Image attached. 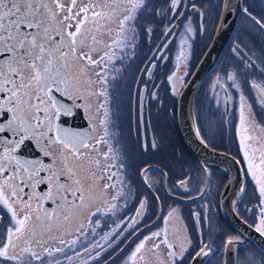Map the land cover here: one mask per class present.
I'll list each match as a JSON object with an SVG mask.
<instances>
[{"label":"flooded vegetation","instance_id":"obj_1","mask_svg":"<svg viewBox=\"0 0 264 264\" xmlns=\"http://www.w3.org/2000/svg\"><path fill=\"white\" fill-rule=\"evenodd\" d=\"M190 1L184 0L185 15L174 22L178 25L175 37H165L169 19L172 16L170 12L165 15H147L141 22L152 31L146 34L143 29H138L133 42L134 47L130 49L113 45L114 34L109 36L104 32L97 31L96 42L93 43L90 39L89 45L84 47L83 51L91 55L94 60H99L102 56L104 59L97 65H91L87 60H82L81 67L84 69V73L78 72L80 80L90 83L77 85L80 89V96L75 99L70 100L67 96H62L61 93H54L65 104H71V114L61 115L55 124L77 134V139H82L88 145V149H81L88 154L89 160L92 161L91 166L87 169V174L89 176L95 174L98 178L106 177L109 172H116L117 167L123 163L124 167L120 176L114 177V179H122L125 183L121 185L117 182L116 187L104 189L103 185L109 183L106 178L90 182L89 187L93 191L88 194V202L74 226L64 225L62 217L57 220L53 216L52 219L55 223L50 233L51 238L45 236L39 239L43 240L45 247L52 249L63 247V251L60 253L53 251L51 257L45 254L44 264H57V262L58 264H97V262L98 264H127V257L136 245L145 237L156 232H160L162 237L166 233L168 242L174 247L169 250L165 245H161L154 252L152 264H173L174 259L175 264H191L195 253L203 244H210L212 252L207 256L197 258L198 264H223L227 238L240 237L223 219L219 207L221 192L229 179V169L215 163L201 165L186 148L179 146L172 133L173 127L169 121L170 109L164 107L168 100L162 97L165 95L163 93L165 90L169 95L174 94L171 89L172 84L168 81L153 83L156 67L154 64L149 65L146 61L142 68L150 67V74L141 72L142 68L138 70L132 68L131 72H127L129 68H120L115 72L117 68L111 66L121 55L127 56L132 53V57L136 58L134 55L137 54L140 43L155 42L157 44L150 55L157 58L162 55L166 56L164 67L168 65L172 39L178 42L186 37V22L184 21L186 18L192 17L188 13H197L198 11L194 4H189ZM154 4L157 9H164L166 0H154ZM194 37L197 38L196 35ZM110 45L111 48H109ZM164 45L167 47L164 48ZM158 48L161 51H157ZM106 52L107 56L104 55ZM105 65H107L106 68ZM101 69H104L103 75L108 77L107 85L100 82V77L97 75ZM164 69L163 78L169 80L170 67L167 66L165 72ZM135 73H137L136 79L138 78V80L142 75L144 76L143 82H131ZM113 76L116 79H113ZM125 79L126 82H124ZM145 82H148L149 85L147 89L144 87ZM60 87L63 90L64 85H60ZM104 87L108 89L107 129L110 138L104 136L106 125L101 124L105 110L97 111L105 97L88 95V93H96ZM223 91L225 94L223 101L213 100L215 104L224 102V109L214 110L218 112L217 117L222 115L224 119L222 131L219 132L218 137H211L208 133L211 129L209 120H213V117H209L207 112L213 111V109H207L206 105L202 104L203 106L199 109L200 117H203L199 123L200 129L203 131L201 137L209 147L227 153L238 161L242 170L240 186L245 190L241 192L240 187L238 196L233 192L231 205L241 219L256 228V225L252 223V218L256 217L253 208V203L256 200L253 197L255 186L249 188L245 186L247 172L240 152L236 153L233 148H230L228 117L233 108L228 94L225 92L226 89L223 88ZM153 93L155 98H153ZM138 96L143 97L142 110ZM89 105H91V110H89ZM195 116H197L196 113ZM38 131L47 132L46 129H38ZM48 134L53 137L57 135L56 132ZM94 137H104V139L97 143ZM153 143L156 145L155 148L151 147ZM144 144L148 145L146 149L142 147ZM93 148L94 151H92ZM58 149V144L48 140L37 142L34 139H27L25 144L17 149V154L28 159H38L45 164L52 163L56 168H59L61 161ZM45 153H53V155L49 157ZM105 153L108 155L105 156ZM187 153L192 160L187 156ZM96 161L99 163L97 164ZM102 169H106V171H102ZM180 181H185L183 187L179 186ZM46 187H51V185L38 186L37 193L45 191ZM120 190H122L123 198L114 200L113 196H116ZM69 199H71L70 196ZM141 201L146 204L142 215L137 213ZM110 205H116V207L113 211H106ZM42 206L47 210L57 208V204L50 200L42 201ZM97 209L101 211L98 213ZM132 218L137 221V224L133 225L137 231L130 235L132 228H129L128 225ZM7 219V216L3 217L5 224H7ZM92 220H95L94 224L91 223ZM77 229H81L84 234L80 235ZM122 230L124 231L119 239L109 248L108 243L112 237ZM77 236H79V240L76 244L68 243L76 239ZM60 239H63L67 246L60 245ZM241 239L240 237L239 244L233 246L236 264L240 258L246 260L245 254L250 256L251 248L255 252L258 251L259 260L263 258L259 250ZM121 241L124 242L121 243ZM97 243L103 250L96 260H91L88 258L90 253L85 252L84 249L91 248L93 244ZM152 243V240L147 242L149 246ZM34 251L40 253L42 249L36 245ZM77 251L80 252L79 257L75 256ZM169 251H176L177 256L175 258L168 256ZM181 252L184 253L183 257L180 256ZM33 264H38V262H33Z\"/></svg>","mask_w":264,"mask_h":264},{"label":"snow or ice","instance_id":"obj_2","mask_svg":"<svg viewBox=\"0 0 264 264\" xmlns=\"http://www.w3.org/2000/svg\"><path fill=\"white\" fill-rule=\"evenodd\" d=\"M184 6V0H166L164 9H157L154 0H0V264H44L45 254L51 257L53 251H63V247H45L43 240L39 239L45 236L51 238L50 233L55 223L53 216L57 220L62 217L64 225L74 226L88 202V194L93 191L89 187L90 182L106 178L109 183L103 185L104 189L116 187L117 182L121 185L125 183L122 179H114L120 176L123 163L117 167L116 172H109L106 177L98 178L95 174L89 176L87 169L92 161L85 151H81L88 149V145L82 139H77V134L55 124L61 115L71 114V104H65L54 93H61L70 100L78 98L80 89L77 85L90 83L80 80L78 72L84 73L81 61L87 60L89 64L97 65L104 59L103 56L99 60L92 59L83 48L89 45L90 39L95 43L96 32L101 31L109 36L115 35L113 45L130 49L134 47L138 29H143L146 34L152 31L141 22L147 15H165L169 12L172 16L165 37H175L178 25L174 22L185 15ZM242 11L260 31H264V22L256 19L247 8ZM101 21L104 23L101 24ZM187 31L190 32L191 28ZM163 47L166 48L167 45ZM238 49L239 45L233 51L237 52ZM157 51L161 49L158 48ZM104 55L107 56L108 53ZM166 58L163 55L159 57L160 60ZM118 59L122 60V57ZM156 60L157 57L153 56L147 63L152 65ZM142 71L150 74L151 68L146 67ZM103 72L104 69H101L97 75L100 82L107 85L109 80ZM261 75H264V71ZM227 78L234 81L237 77L235 73H230ZM113 79L116 77L113 76ZM168 79L171 80L172 77L169 76ZM60 85H64L63 90ZM144 87H149L148 82L144 83ZM251 87L264 94V89L255 83ZM88 95L105 97L97 111L105 110L101 124L106 125L104 136L110 138L107 129V87ZM152 95L155 98V94ZM138 99L142 110L143 97L138 96ZM261 101L264 102V95H261ZM88 107L91 110V105ZM240 107L242 110L243 104ZM38 129H46L47 132ZM52 132L57 135L53 137L48 134ZM27 139L37 142L48 140L58 144L61 167L56 168L52 163L45 164L38 159H28L17 154V149ZM94 139L100 143L104 137ZM142 147L146 149L148 145L144 144ZM151 147L155 148L156 145L153 143ZM94 150L93 148L92 151ZM45 155L51 157L53 153ZM246 171L255 177V184L258 185L253 191V197L259 201L256 206L259 210V222L255 231L264 235V175L256 177L251 166ZM48 185L51 187L37 193L38 186ZM184 185L185 181L179 182V186ZM244 190L241 187L240 191ZM120 198H123L122 190L113 196L114 200ZM44 200L53 201L57 208L44 209ZM115 207L116 205H110L106 211H113ZM145 207V202L141 201L137 213L142 215ZM100 211L97 209L98 213ZM4 216L8 217L7 224L4 223ZM91 223L94 224L95 220ZM134 224L137 221L132 218L128 225L132 228L130 235L137 231ZM77 231L80 235L84 234L81 229ZM123 231L112 237L108 243L109 248ZM78 240L79 236L68 243L74 245ZM149 240L153 241L150 246L147 244ZM59 243L67 246L63 239ZM239 243V236L229 237L225 246L231 249ZM36 245L42 249L40 253L34 251ZM161 245L169 250L174 247L168 242L166 233L163 237L160 232L145 237L129 254L127 264H152L154 252ZM84 250L90 253L89 259L96 260L103 249L97 243ZM211 252V245L203 244L195 253L194 259ZM167 254L173 258L177 256L176 251H169ZM183 255L181 252L180 256ZM75 256L79 257L80 252H75ZM245 256L247 264H252L253 258L247 254Z\"/></svg>","mask_w":264,"mask_h":264},{"label":"rangeland","instance_id":"obj_3","mask_svg":"<svg viewBox=\"0 0 264 264\" xmlns=\"http://www.w3.org/2000/svg\"><path fill=\"white\" fill-rule=\"evenodd\" d=\"M190 3L194 4L198 8V11L197 13H188L192 17H188L184 21L186 22V37L178 42L172 39L170 43L171 53L169 63L166 65L170 67L172 79L168 80V82L172 84L171 89L175 96H178L186 78L190 76L195 68L194 66L197 64L196 62L191 68L193 56L203 46H206L209 39L211 40L210 37H212L217 26L224 0H191ZM242 3L243 8H247L256 19L264 22V0H242ZM213 5L218 6L214 7ZM252 23L246 16L240 18L235 29L236 32L234 31L236 35L235 43L230 45L225 51L222 61L216 65L209 77L206 78L203 82L204 85L197 90L193 100V111L195 116L196 107L194 105L200 103L206 105L207 109H213V111L207 112L209 117H213V120H209L211 129L208 133L218 137L220 135L219 132L222 131L221 127L223 126L224 119L222 115L221 117H217L218 112L214 110L218 108L224 109V102L215 104L213 100L223 101L225 99L223 88H225L233 108L228 117L230 138H234L237 143L236 150L240 152L245 169L251 166L252 170L256 173V177H260L264 175V110L252 92L251 84L255 83L259 88L264 89V75H261V72L264 71V38L260 33H257L253 26L254 23ZM207 25L209 27L206 29ZM189 27L191 28L190 32L187 31ZM195 30L197 33L202 32L205 37L201 36L198 40H195L194 36H192ZM156 44V42L140 43L138 52L134 55L136 58L132 57V53L127 56L121 55L118 58L122 57V60L117 59L111 66L117 68L115 72L120 68H129L127 72H131L132 68L138 70L145 63ZM237 45H239L238 54L233 51ZM258 48L262 52L258 51ZM164 64L165 59L160 60L157 58L154 62L156 71L152 80L153 83L163 81ZM230 73L236 74V80L233 81L227 78ZM126 81L125 79L124 82ZM200 96L204 101L201 100L199 102ZM241 96H243V100H241ZM241 104H243L242 110ZM202 118L195 116V123L200 136L203 134V131L199 127ZM249 162H251V165ZM244 184L248 188L253 185L258 187L255 184V177L249 172H247ZM256 202L259 203V201L256 199L253 203L256 217L252 218V223L255 225L259 222V210L256 207L258 203L255 206ZM241 241H244L243 238ZM258 255V251L255 252L251 248L250 257L253 258L252 264H264V257L259 260ZM237 264H247V261L240 258Z\"/></svg>","mask_w":264,"mask_h":264},{"label":"water","instance_id":"obj_4","mask_svg":"<svg viewBox=\"0 0 264 264\" xmlns=\"http://www.w3.org/2000/svg\"><path fill=\"white\" fill-rule=\"evenodd\" d=\"M243 9L242 0H224L222 11L211 40L194 70L178 93L176 123L185 148L201 165L204 163H215L224 165L229 169V179L219 199L221 215L243 238V242L251 243L264 256V235L256 232L254 226L241 219L231 205L233 192L237 196L239 195L242 182L241 167L234 157L209 147L202 140L195 123L193 111V100L197 90L213 71L230 41L240 17L246 16L242 11ZM261 32L264 34V31ZM252 90L264 109V102L261 101L262 94L258 93L257 89L252 88ZM198 263L199 260L193 259L191 264ZM223 264H236L234 247L231 249L225 247Z\"/></svg>","mask_w":264,"mask_h":264},{"label":"trees","instance_id":"obj_5","mask_svg":"<svg viewBox=\"0 0 264 264\" xmlns=\"http://www.w3.org/2000/svg\"><path fill=\"white\" fill-rule=\"evenodd\" d=\"M242 17V16H241ZM240 17V18H241ZM240 20V19H239ZM253 24V23H252ZM253 26L255 27V29H256V31H257V33H260L262 36H263V38H264V34L258 29V27L255 25V24H253ZM209 27V25H207L206 26V29ZM195 33L193 34V36L194 35H196L197 36V38L196 37H194V39L195 40H198L199 39V37H205V36H203V33L201 32V33H197V31L195 30L194 31ZM235 32H236V30H235ZM235 32L233 33V35H232V37H231V39H230V41L228 42V44H227V47L225 48V50H224V52L222 53V55H221V57H220V59L218 60V62H217V64L216 65H218L221 61H222V57L224 58V53H225V51L230 47V45H232L233 43H235V41H236V35H235ZM259 34V35H260ZM211 38V37H210ZM193 39V40H194ZM210 42V39H209V41H208V43ZM208 43L206 44V46L205 47H207V45H208ZM204 46L198 51V53L196 54V55H194L193 56V58H192V65H191V68H192V66H193V64H195L196 62L198 63V61L197 60H199V58L201 57V55H202V51L203 50H205L206 48H205ZM205 48V49H204ZM258 51H260V52H262V50L260 49V48H258ZM151 55H149V57H150ZM149 57L146 59V62L149 60ZM145 64L146 63H144V65H142V67H144L145 66ZM141 67V68H142ZM195 67V66H194ZM193 67V68H194ZM216 67V66H215ZM215 67H214V69H215ZM141 68H139V69H141ZM165 69H164V72H165V70H166V68H167V66H165L164 67ZM235 68H237V67H235ZM122 69V68H121ZM143 69V68H142ZM142 69H141V72H142ZM213 69V70H214ZM190 71H192V70H190ZM192 73V72H191ZM136 75H137V73H135L134 75H133V77H132V80H131V82L132 83H134L135 81L136 82H143V79H144V76L142 75L141 76V78L138 80V78L136 79ZM156 76V75H155ZM163 76H164V74H163ZM209 77V76H208ZM189 77H187L186 78V80H185V82L187 81V79H188ZM164 82H166V81H168V80H165L164 78L162 79ZM162 81V82H163ZM184 82V83H185ZM202 85H204V84H202ZM201 88V86L199 87V89ZM251 90H252V87H251ZM162 92V91H161ZM252 92H253V90H252ZM165 95L164 96H162L163 98H165V99H167L168 100V103L167 104H164V107L166 108V109H170V114H169V121L171 122V124H172V126L171 127H173V134L175 135V137H176V139H177V142H178V144H179V146L180 147H182V148H185V146H184V144H183V141H182V139H181V136H180V134H179V131H178V127H177V123H176V103H177V96H175V94H171V95H169L168 94V91L167 90H165L164 92H163ZM254 93V92H253ZM255 95V94H254ZM256 97V96H255ZM257 99V98H256ZM202 100V98H201V96H200V98H199V102ZM203 101V100H202ZM197 102V101H196ZM203 103H200V104H198V105H194L195 107H196V114H197V117H200V114H199V109H200V107H202L203 105H202ZM210 135H211V137H214L211 133H210ZM230 148H233L234 150H236V146H237V143L235 142V139L234 138H230ZM236 153H238L237 152V150L235 151ZM187 156L191 159V157H190V155L187 153ZM192 160V159H191ZM196 162V161H195ZM253 246V245H252ZM254 247V246H253Z\"/></svg>","mask_w":264,"mask_h":264}]
</instances>
